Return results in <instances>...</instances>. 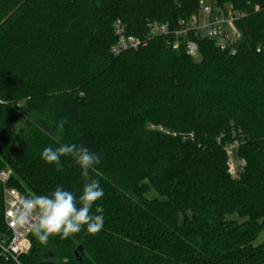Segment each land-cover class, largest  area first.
<instances>
[{
	"label": "trees",
	"instance_id": "obj_1",
	"mask_svg": "<svg viewBox=\"0 0 264 264\" xmlns=\"http://www.w3.org/2000/svg\"><path fill=\"white\" fill-rule=\"evenodd\" d=\"M207 1L244 13L236 54L190 32L194 61L184 41L147 37L149 22L176 28L199 0H0L6 185L25 198L62 186L78 199L75 159L59 171L42 159L46 147L77 144L100 157L89 176L104 191L92 208L104 209L101 231L46 244L30 231L28 251L0 264H264V241L252 244L264 228V0ZM116 21L138 48L111 52ZM231 143L244 161L235 178ZM233 212L246 219L225 218Z\"/></svg>",
	"mask_w": 264,
	"mask_h": 264
},
{
	"label": "built area",
	"instance_id": "obj_2",
	"mask_svg": "<svg viewBox=\"0 0 264 264\" xmlns=\"http://www.w3.org/2000/svg\"><path fill=\"white\" fill-rule=\"evenodd\" d=\"M244 16L243 12L233 9L230 5L218 6L207 0H199L196 11L187 19L179 20L176 28H170L166 23L151 21L147 24V37L173 38L169 43L177 47L179 41H184L186 52L190 56L198 53L194 40L188 37V33L194 32L200 38H207L214 42L215 46L231 55L236 54L239 44L243 40L241 31L236 27V20ZM114 34L116 42L110 50L113 54L128 49H136L140 41L128 35L123 25L116 21L114 23ZM256 51H264V44L256 46ZM237 144L231 143L226 146L228 154L227 166L231 177L235 178L244 165V161L235 155ZM234 154L236 163L232 164L231 156ZM9 173L0 172V182L3 185V213L5 224L9 230L7 240L0 239V254L5 259L17 261L19 255L24 254L30 247L27 226L21 227L15 221V209L18 201L23 197L17 189L6 185Z\"/></svg>",
	"mask_w": 264,
	"mask_h": 264
},
{
	"label": "clouds",
	"instance_id": "obj_3",
	"mask_svg": "<svg viewBox=\"0 0 264 264\" xmlns=\"http://www.w3.org/2000/svg\"><path fill=\"white\" fill-rule=\"evenodd\" d=\"M67 120L57 125V131H62ZM72 156L81 169L84 179L82 193L77 199L71 191L58 186L51 195L22 197L15 209V221L21 226H27L41 244H46L50 236L60 235L62 239L79 233L83 226L90 234H96L103 228V207L93 205L103 195L100 182L91 179L89 170L100 163V157L84 145L61 144L57 148L46 147L42 151V159L47 164H55L61 170L62 157Z\"/></svg>",
	"mask_w": 264,
	"mask_h": 264
},
{
	"label": "rangeland",
	"instance_id": "obj_4",
	"mask_svg": "<svg viewBox=\"0 0 264 264\" xmlns=\"http://www.w3.org/2000/svg\"><path fill=\"white\" fill-rule=\"evenodd\" d=\"M193 59H194V61H199L200 60V55L197 53L196 55L193 56ZM230 159H231L232 164L236 163V157L234 156V154L231 156ZM147 195L151 196V197L157 196V194L153 190H150L147 193ZM225 218L226 219L236 220L238 222H241V221L246 219L245 217H241L237 213H234V212L233 213H228L225 216ZM263 241H264V228L260 231V233L257 235V237L253 240L252 244L253 245H258V244H260Z\"/></svg>",
	"mask_w": 264,
	"mask_h": 264
},
{
	"label": "water",
	"instance_id": "obj_5",
	"mask_svg": "<svg viewBox=\"0 0 264 264\" xmlns=\"http://www.w3.org/2000/svg\"><path fill=\"white\" fill-rule=\"evenodd\" d=\"M7 238L5 237L3 241H6ZM82 252V248L81 246H78L77 249L74 251V257L75 259L77 260H81L80 256H79V253ZM45 264H54L53 262H49V263H45Z\"/></svg>",
	"mask_w": 264,
	"mask_h": 264
}]
</instances>
